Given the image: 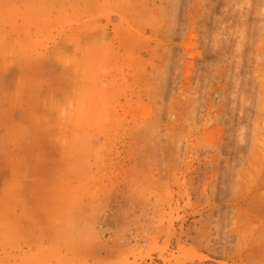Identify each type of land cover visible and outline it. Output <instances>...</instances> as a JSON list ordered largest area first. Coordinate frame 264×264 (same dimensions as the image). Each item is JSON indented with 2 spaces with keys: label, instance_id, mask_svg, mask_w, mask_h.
<instances>
[{
  "label": "rangeland",
  "instance_id": "374dc122",
  "mask_svg": "<svg viewBox=\"0 0 264 264\" xmlns=\"http://www.w3.org/2000/svg\"><path fill=\"white\" fill-rule=\"evenodd\" d=\"M187 2L0 0V264H264V0Z\"/></svg>",
  "mask_w": 264,
  "mask_h": 264
},
{
  "label": "bare ground",
  "instance_id": "6f19581e",
  "mask_svg": "<svg viewBox=\"0 0 264 264\" xmlns=\"http://www.w3.org/2000/svg\"><path fill=\"white\" fill-rule=\"evenodd\" d=\"M166 1V4H164V5H166L165 6V8L166 9H168V13H164L163 11H162V13H164L163 14V18L161 19V22H159V23H157V26L156 27H158V28H162L161 30H164L165 29V31L168 33L169 31H173V30H175V31H177V29L176 28H179V25H178V21H179V23L180 22H182V20L180 21V19H179V15H180V17L181 18H183V14H184V12H185V10H186V6H185V3H186V5L188 4V2H187V0L186 1H184V0H164V2ZM203 1H205V0H203ZM210 2V5H211V1H215V0H209ZM125 3V2H124ZM127 3V2H126ZM206 3H207V1H206ZM161 6H162V1H161ZM121 5H123V3L121 2ZM130 5V4H129ZM189 5V4H188ZM127 6H128V3H127ZM203 6V5H202ZM206 6V5H205ZM248 6V8H243L242 7V10L240 9V11H237L236 12V14H238V17L236 16V17H234L235 19H233L234 21L236 20L238 23H239V20H240V25H241V27L243 26V27H245L246 25H247V22H248V18H250V16H252V15H255V13H256V10L252 7V4H249V5H247ZM163 7V6H162ZM185 8V9H184ZM146 9V8H145ZM189 9V8H188ZM188 9H187V11H188ZM209 10H208V12H207V14L206 13H204V14H206L205 16L207 17V19L208 20H211V16H212V12H211V9H212V5H211V7H209L208 8ZM137 10V9H136ZM184 10V11H183ZM202 10V9H201ZM205 10V9H204ZM165 11V10H164ZM206 11H207V9H206ZM206 11H203V12H206ZM129 12V11H128ZM141 12V11H140ZM185 13H187V12H185ZM211 15H210V14ZM128 14V13H127ZM166 14L167 15H169V18H168V16H166ZM200 14H201V12H200ZM199 14V15H200ZM257 14V13H256ZM186 15V14H185ZM184 15V16H185ZM202 15V14H201ZM187 16V15H186ZM200 17V16H199ZM202 17L204 18V16L202 15ZM165 18V19H164ZM184 18H186V17H184ZM191 19V18H190ZM200 19H202V18H200ZM206 18H204V20H205ZM137 20V19H136ZM192 20V19H191ZM203 20V19H202ZM185 21V20H184ZM195 21V20H194ZM193 21V22H194ZM235 21V22H236ZM236 22V23H237ZM185 23V22H184ZM191 23V22H190ZM238 23H237V25H238ZM150 24H153V25H155L156 24V22H151ZM181 24V23H180ZM177 25H178V27H177ZM182 25V24H181ZM180 25V26H181ZM151 27V26H150ZM153 28V27H152ZM168 31H167V30ZM169 33H171V32H169ZM178 33H180V31L178 32ZM159 34H161V33H159ZM164 34V33H163ZM172 35L174 34H176V32L174 33V32H172L171 33ZM172 35H171V38H172V40H173V38L174 37H172ZM177 36H178V34H176ZM180 35V34H179ZM167 36V35H166ZM169 36H170V34H169ZM176 36V37H177ZM181 36V35H180ZM168 38V37H167ZM178 38V37H177ZM179 39V38H178ZM170 40V39H169ZM171 41V40H170ZM220 43L222 44L223 43V48L225 47V46H227V43H225V42H222V41H220ZM174 45V44H173ZM91 46V45H90ZM94 47H95V45H94ZM99 47H101V46H99ZM105 47V46H104ZM172 47H174V46H172ZM209 48V47H208ZM212 48V47H211ZM222 47L221 48H219V47H216L211 53H210V55L211 54H214L216 51H218L217 53H219L222 49H223ZM100 49V48H99ZM166 49V48H165ZM106 50V49H105ZM108 51V53H109V50L110 49H107ZM93 51V49L91 50V52ZM171 51H173V50H171ZM170 51V52H171ZM209 51V50H208ZM166 52V51H165ZM174 52V51H173ZM210 52V51H209ZM101 53V52H100ZM103 53V52H102ZM175 53V52H174ZM106 53H104V54H102V55H105ZM170 54V53H169ZM172 54V53H171ZM216 54V53H215ZM108 55V57H110V55L109 54H107ZM97 56H98V54H97ZM96 56V57H97ZM100 56V55H99ZM106 56V55H105ZM158 56H160V55H158ZM164 56H166L165 58H167V56H168V54L166 55H164ZM172 56V55H171ZM95 57V58H96ZM112 57V56H111ZM111 57H110V59H111ZM169 57V56H168ZM98 58H100V57H97V59ZM162 61H164L163 59H162V57H159ZM173 58V57H172ZM103 59H104V56H103ZM110 59H109V61H110ZM170 59V58H169ZM168 58H167V60H169ZM200 59V58H199ZM101 60V59H100ZM100 60H98V62L96 63V64H98L97 66H100L99 65V63L101 64V62H100ZM160 60V61H161ZM166 60V59H165ZM171 61V60H170ZM170 61H169V64H168V61H167V66H169L170 65ZM109 63V62H108ZM95 64V63H94ZM164 64V63H163ZM172 64V63H171ZM246 64L247 63H245V64H243L240 68H239V70L238 71H233L234 72V78L236 77V79L235 80H239L238 81V83H237V85L239 86H235V87H238L237 89H240L241 91H246L248 88H249V85H251L252 86V84H250L249 82H247V79H245L244 77V75H245V69H244V67L246 66ZM248 65V64H247ZM94 66V65H93ZM96 66V65H95ZM162 66V65H161ZM171 66V65H170ZM106 67V66H105ZM94 68H98V67H94ZM150 68H152V67H150ZM161 68H163V67H161ZM170 68V67H169ZM104 69H107V67L106 68H104ZM103 69V70H104ZM111 69V71H113V69L112 68H109V70ZM165 69H167V67H165ZM156 70H158L159 71V69H156ZM155 70V71H156ZM163 70V69H162ZM161 70V71H162ZM97 71V70H96ZM102 71V70H101ZM148 72V71H147ZM151 72V71H150ZM160 72V71H159ZM165 72V71H164ZM232 72V73H233ZM97 73V72H96ZM102 73V72H101ZM161 73V72H160ZM152 74V73H151ZM156 74H158V73H156ZM156 74H155V76H156ZM168 74H169V71H166L165 72V74H164V76L163 77H161L160 79L161 80H159V81H161V83H163V84H161V85H163V86H161L162 87V89H163V91H165V93H167L168 91H167V89H168V86L166 85V84H172V79H171V75L169 74V76H168ZM153 75H151V77H152ZM154 76V77H155ZM161 76V75H160ZM153 77V78H154ZM232 77V78H233ZM106 78V77H105ZM104 78V79H105ZM229 78V77H228ZM228 78H227V80H228ZM155 79H156V77H155ZM153 80L154 81V83L153 82H150V81H148V82H150L151 84L153 83V84H155L156 83V80ZM231 79V78H230ZM144 80V79H143ZM230 81V80H229ZM232 81L233 82H235L234 81V79H232ZM231 81V82H232ZM114 81H112V83H113ZM233 82H232V84H233ZM146 83V82H145ZM160 83V82H159ZM236 83H235V85H236ZM146 84H148V83H146ZM146 84H145V86H146ZM150 84V85H151ZM229 84V83H228ZM231 84V83H230ZM229 84V85H230ZM110 85H111V81H110ZM149 85V84H148ZM149 85V86H150ZM159 85L160 84H158V87H159ZM154 85H152V87H153ZM233 87H234V84L232 85ZM247 86V87H246ZM109 87V86H108ZM233 87H232V89H233ZM261 87V86H260ZM147 88V87H146ZM154 88V92L155 91H157L158 90V88H157V90H156V88L155 87H153ZM160 88V87H159ZM251 88H253V87H251ZM250 88V89H251ZM151 89V88H150ZM231 89V90H232ZM235 90L234 92H235V98H236V96H238L237 94H236V91L238 92V91H240V90ZM153 90V89H152ZM234 90V89H233ZM228 91H230V90H228ZM160 93H162L161 92V90H160ZM160 93H158V95L160 94ZM233 93V92H232ZM238 93H240V92H238ZM243 93H245V92H243ZM101 94V93H100ZM229 94H231V92L229 93ZM229 94H226L227 96H229ZM241 94H242V92H241ZM152 95H154V94H152ZM156 95V94H155ZM157 96V95H156ZM155 96V97H156ZM239 96H241V99H242V95H239ZM101 97V96H100ZM152 97H154V96H152ZM224 97V96H223ZM162 98V97H161ZM225 98H229V100H228V103L226 104V100H225ZM235 98H234V95L233 96H229V97H224V101L225 102H223V98H222V102L223 103H221V102H219L220 104H219V107H221V109H222V115L220 116V117H222L224 120L226 119V123H228L229 125L228 126H226V127H228L227 129H226V134H225V136H224V139H223V141L225 140L227 143L226 144H228V143H230L231 141H233L234 139H235V136H234V134H233V132L232 131H230V127H234V125L236 126V125H240L242 122L244 123V122H249V118H250V115H253V114H250V115H248V112H249V110H255V108H257L258 109V111H259V114L260 113H262V112H264L263 111V109H264V107H262L260 104H259V102H258V105L257 106H251V107H248L249 105H251V104H254V103H252V102H250V104L247 106V107H242V104H240L239 102H236V101H238V100H235ZM247 98V97H246ZM101 99V98H100ZM157 99V98H156ZM156 99H155V101H156ZM163 99V98H162ZM249 98H247V100H248ZM103 100H105V99H102V102H103ZM151 100V99H150ZM154 100V99H153ZM217 101H219L218 99H216ZM234 100V101H233ZM160 101H161V99H160ZM159 101V102H160ZM215 101V100H214ZM229 101H230V103H229ZM242 101H244V99L242 100ZM241 100H240V102H242ZM154 102V101H153ZM202 103V102H201ZM216 103H218V102H216ZM247 103V102H246ZM155 104V103H154ZM195 104V103H194ZM241 106H240V105ZM196 105V104H195ZM198 105H200V103L198 104ZM203 105V104H202ZM221 105V106H220ZM239 105V106H238ZM163 106V105H162ZM201 106V105H200ZM199 106V107H200ZM238 106V107H237ZM195 107V106H194ZM193 107V108H194ZM198 107V108H199ZM203 107V106H202ZM201 107V108H202ZM213 107V106H212ZM255 107V108H254ZM214 108V107H213ZM212 108V109H213ZM251 108H253V109H251ZM218 109V108H217ZM220 109V108H219ZM220 109V110H221ZM224 109V110H223ZM81 110V109H80ZM162 110H164V109H162ZM191 110H192V108H191ZM196 109L194 108V111H195ZM219 110V111H220ZM241 110V111H240ZM79 111V110H78ZM82 111V110H81ZM194 111H192V113H194ZM197 111V110H196ZM235 111H240V114H239V112H238V115H236L237 113H235ZM256 111V110H255ZM104 112V111H103ZM105 113H106V111H105ZM159 113V112H158ZM198 113V112H197ZM157 114V113H156ZM199 114V113H198ZM198 114H196V115H198ZM263 114V113H262ZM79 115V114H78ZM104 115V114H103ZM107 115V114H106ZM261 115V114H260ZM161 116V115H160ZM159 116V117H160ZM219 116V115H218ZM79 117V116H78ZM156 117V116H155ZM158 117V118H159ZM197 117V116H196ZM217 117V116H216ZM256 117H258V116H256ZM110 118V117H109ZM161 118V117H160ZM163 118V117H162ZM253 118V117H252ZM255 118V117H254ZM82 120V119H81ZM111 120V119H110ZM157 120V119H156ZM218 120H219V118H218ZM110 122V121H109ZM220 122V121H219ZM223 122V120L221 121V123ZM254 122V121H253ZM145 123H147V122H145ZM109 124V123H108ZM143 125H145V124H143ZM147 125V124H146ZM145 125V126H146ZM243 126L244 125H246V123H244V124H242ZM150 126H152V122L151 123H149V127ZM225 126H223V127H225ZM243 126L241 127L242 129H243ZM147 127V126H146ZM145 127V128H146ZM245 128L246 127H248V124H247V126H244ZM254 127V126H253ZM235 128V127H234ZM234 128H232L233 129V131H234ZM244 128V129H245ZM147 130H148V127L146 128ZM150 129H154L153 127L151 128L150 127ZM149 129V131H153V130H150ZM237 130H239V129H237ZM241 130V129H240ZM248 129H246V131H247ZM252 130V129H251ZM223 131H224V129H223ZM246 131H244V132H246ZM253 132V131H252ZM252 132H251V134H252ZM158 133V132H157ZM220 133V132H219ZM243 134V133H242ZM257 134V133H256ZM221 135V133L219 134V136ZM238 135H239V133H238ZM244 135V134H243ZM255 135V134H254ZM237 136V135H236ZM242 136V135H241ZM240 136V137H241ZM251 136V135H250ZM243 137V136H242ZM220 139V138H219ZM237 139H239V138H237ZM243 140V139H242ZM218 141V140H217ZM224 141V142H225ZM238 141V140H237ZM251 142H252V140H250ZM249 141V139H248V137L246 138V136L244 137V141H242V142H244V144H243V146H241L242 145V143H241V145L240 146H237V144L238 143H235V145L233 144L232 145V142H231V146H233L234 147V150H236L235 148H236V146H237V148H239V149H243L244 147H246L247 148V144H248V142H250ZM236 142V141H235ZM215 143V142H214ZM217 143V142H216ZM219 143V142H218ZM234 143V142H233ZM224 144V143H223ZM215 145V144H214ZM221 144H219V146H220ZM239 145V144H238ZM228 146V145H227ZM230 146V145H229ZM228 146V147H229ZM219 149V148H218ZM233 149V148H232ZM238 149V150H239ZM217 151V150H216ZM244 151V150H243ZM233 152V151H232ZM237 152V151H236ZM227 154V152H225V149L221 152V154ZM236 154V153H235ZM238 154V153H237ZM214 156V158H215V156H217V155H213ZM218 157V156H217ZM220 159V158H219ZM227 159L228 158H226V160H225V162L226 163H228V161H227ZM215 161V160H214ZM219 161V160H218ZM220 163V162H219ZM218 165V164H217ZM222 166V165H221ZM225 166V165H224ZM216 168H217V166H216ZM219 168H221L220 166H219ZM224 173H223V170H222V174L221 175H223ZM220 175V176H221ZM211 185V184H210ZM217 187V184H213V187H212V189H215ZM211 193L212 194H214V191L212 192L211 191ZM247 194V192L245 193V195ZM258 194V193H257ZM260 194V193H259ZM263 196H264V194H263ZM262 196V197H263ZM255 197V196H254ZM258 197H259V195H258ZM242 199V198H241ZM244 199V198H243ZM251 199V198H250ZM261 199V198H260ZM256 200V199H255ZM258 200V199H257ZM262 200V199H261ZM252 201V200H251ZM259 202V201H258ZM262 203V202H261ZM252 204V203H251ZM260 204V203H259ZM258 207V206H257ZM262 208V207H261ZM247 209V208H246ZM259 209V208H258ZM256 210V209H255ZM262 210V209H261ZM247 211V210H246ZM254 211V210H253ZM248 212V211H247ZM259 212V211H258ZM248 213H250V212H248ZM247 213V214H248ZM252 213V212H251ZM255 213V212H254ZM244 214H246L245 213V211H244ZM262 214V213H261ZM254 215V214H253ZM257 215V214H256ZM255 215V216H256ZM249 216V215H248ZM254 216V217H255ZM261 215L259 214V219H261V217H260ZM239 217V216H238ZM256 217H258V216H256ZM243 218H244V216H243ZM240 219V218H239ZM239 219H236V220H239ZM248 219V218H247ZM250 219V218H249ZM254 219V218H253ZM258 219V218H257ZM258 219V220H259ZM263 219L264 218H262V221H263ZM252 220V219H251ZM248 221H246V225L248 224L247 223ZM257 223H260V222H258L257 221ZM250 224V223H249ZM248 224V225H249ZM247 225V226H248ZM245 226V225H244ZM246 227V226H245ZM261 231H262V229H261ZM258 233V232H257ZM261 233V232H260Z\"/></svg>",
  "mask_w": 264,
  "mask_h": 264
}]
</instances>
